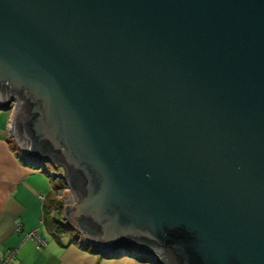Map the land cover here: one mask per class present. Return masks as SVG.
Wrapping results in <instances>:
<instances>
[{
  "label": "water",
  "instance_id": "obj_1",
  "mask_svg": "<svg viewBox=\"0 0 264 264\" xmlns=\"http://www.w3.org/2000/svg\"><path fill=\"white\" fill-rule=\"evenodd\" d=\"M13 101L22 159L63 169L81 242L264 264V0H0Z\"/></svg>",
  "mask_w": 264,
  "mask_h": 264
},
{
  "label": "crops",
  "instance_id": "obj_2",
  "mask_svg": "<svg viewBox=\"0 0 264 264\" xmlns=\"http://www.w3.org/2000/svg\"><path fill=\"white\" fill-rule=\"evenodd\" d=\"M1 111L0 257L14 249L15 257L10 264H151L143 254L134 257L101 254L95 248L90 249L87 242L78 241L84 240L82 234L74 237L60 232L55 236L47 229L42 205L55 184L51 180L48 184L44 176L50 175L47 169L38 172L37 165L22 159L16 138L9 132V112L6 109ZM42 194L45 197L43 200L39 198ZM18 224L21 231H17ZM28 231H35L45 244L38 248L26 239Z\"/></svg>",
  "mask_w": 264,
  "mask_h": 264
},
{
  "label": "rangeland",
  "instance_id": "obj_3",
  "mask_svg": "<svg viewBox=\"0 0 264 264\" xmlns=\"http://www.w3.org/2000/svg\"><path fill=\"white\" fill-rule=\"evenodd\" d=\"M18 108H19V104L16 102H12L11 106L6 108V110H8L9 112V122H8V127L10 130V126L12 124V122L14 121V117L16 115V112H18ZM1 109H0V113H1ZM10 132V131H9ZM12 133V129L10 134ZM15 143V141H14ZM45 167L47 168L48 172L50 175H44L47 177V181L49 184V180H51L53 182V184H57V189H55V191L50 195L51 199L53 200L52 203H50L49 205V213L48 216L51 219V217H53L54 220V225H58L60 227V229L62 230L61 233L63 234H70L74 237L79 236V232L76 230H70V225L68 224V222L64 221V217H65V210L67 207H69L73 201H67V197L70 193H73L69 187L67 186V182L64 181L63 179H61V176L64 175V171L61 168L55 169L51 166V164L49 162L45 163ZM43 165H41L38 169V172H41L43 168ZM43 174V173H42ZM47 174V173H46ZM60 176V177H59ZM51 189V186H49ZM47 201V199H46ZM56 222V223H55ZM69 235V236H70ZM85 242V241H84ZM90 249L91 248L90 246Z\"/></svg>",
  "mask_w": 264,
  "mask_h": 264
},
{
  "label": "built area",
  "instance_id": "obj_4",
  "mask_svg": "<svg viewBox=\"0 0 264 264\" xmlns=\"http://www.w3.org/2000/svg\"><path fill=\"white\" fill-rule=\"evenodd\" d=\"M19 148V147H18ZM33 165H37V166H41L43 165V167H45V164H41V163H32ZM46 168V167H45ZM60 177V176H59ZM61 179H63V176H61ZM64 180V179H63ZM39 198L41 200H43L45 197L44 195H39ZM17 231H21V225L18 224L17 226ZM25 238L31 240L33 243H35V245L40 248L45 244V240L43 238H41L39 235H37L35 233V231H28L25 234ZM78 241H80V239H78ZM15 257V250L11 249L9 251H6L1 257H0V264H10L11 259ZM148 258V256H147Z\"/></svg>",
  "mask_w": 264,
  "mask_h": 264
},
{
  "label": "trees",
  "instance_id": "obj_5",
  "mask_svg": "<svg viewBox=\"0 0 264 264\" xmlns=\"http://www.w3.org/2000/svg\"><path fill=\"white\" fill-rule=\"evenodd\" d=\"M44 169H47V168H44ZM71 185H72L73 187H75V182H73L72 180H71ZM55 189H57V185H55V186L53 187V189L51 190V192L47 194V196H46L47 201H46L45 203H43V205H42V210H43L44 223H45L47 229L50 230V231L52 232L53 235L57 236L58 233H60L62 230L60 229V227H59L57 224L54 225L53 217H51V219H50L49 216H48L49 208H50L49 205H50V203H52V201H53V200L50 198V197H51L50 195L55 191ZM50 206H51V205H50ZM55 223H56V222H55ZM161 261H163L165 264H171V262H169V261L165 258V256H163V259H162Z\"/></svg>",
  "mask_w": 264,
  "mask_h": 264
},
{
  "label": "flooded vegetation",
  "instance_id": "obj_6",
  "mask_svg": "<svg viewBox=\"0 0 264 264\" xmlns=\"http://www.w3.org/2000/svg\"><path fill=\"white\" fill-rule=\"evenodd\" d=\"M25 161H27V160H25ZM28 162V161H27ZM28 163H30V162H28Z\"/></svg>",
  "mask_w": 264,
  "mask_h": 264
}]
</instances>
